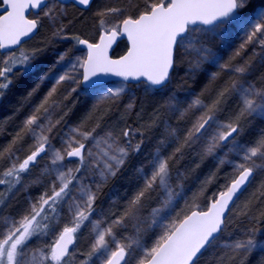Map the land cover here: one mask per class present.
<instances>
[{"label":"snow or ice","instance_id":"6c2138e0","mask_svg":"<svg viewBox=\"0 0 264 264\" xmlns=\"http://www.w3.org/2000/svg\"><path fill=\"white\" fill-rule=\"evenodd\" d=\"M90 3L91 0H73L74 5L85 8ZM73 4L64 0H0V50H19V55L14 50L9 51L0 61V96L12 83L9 74L40 71L43 73L39 76L41 82L48 77L52 69L48 72L38 69V56L44 49H25L24 38L35 34L43 18H48L54 26L52 37H64L66 26L61 21ZM250 7V0H140L135 3L127 0L126 6L106 5L95 13L99 42L71 37L77 45L86 46V56H74L72 49L58 54L53 68L63 64L67 67L25 118L11 143L0 149V160L7 161V166L0 168V185L6 186L9 193L18 190V185L27 187L25 174L37 166L43 156H47L52 165L43 171L55 173L51 190L30 201L17 217L0 216V264H74L73 246L84 228L89 230L91 242L88 251L81 253L85 259L80 264H88L94 257L100 264H201L209 252H212L209 264H246L249 256L264 253V239L257 237L259 230L254 226L264 221V180L239 210L231 207L255 176L264 172V129H260L256 140L248 146L238 141L254 121H264V73L257 78L260 86L248 78L257 70V62L264 66V7L248 15L245 10ZM33 10H36L35 18H29L28 13ZM237 26L244 30L245 38L227 61L219 63V71L212 73V81L222 72L229 78L210 97V102L204 103L202 92L185 107L178 93L169 95L172 70L181 57L186 59L190 75L207 61L218 62L220 58L210 45ZM121 37L127 38V51L118 59H112L108 51ZM249 49L251 55L247 59L233 63L247 55ZM77 69L83 70L82 79L72 74ZM108 75L136 81L143 84L145 92L166 97L154 108L149 125H163V132L156 154L147 166L141 164L136 169L140 183L123 207L105 219H92L103 184L123 170L131 155L140 152L143 140L133 143L132 136L138 129L129 127L116 132L106 127L100 117H95V122L89 125L88 121L95 116L94 106L85 121L71 128L63 146L55 148L51 134L63 116L54 119L52 113L58 106V86L63 82L72 81L77 87L81 84L103 87L99 78ZM38 88L39 83L28 92V97ZM76 90V87L71 89ZM124 90V85L109 88L100 100L118 99ZM205 91H208L207 86ZM230 98L237 100V110L226 122H221L218 113L224 110ZM173 116L185 122L182 132L170 123ZM27 136L32 137L33 144L21 158L17 155L21 149L16 145ZM205 141L206 155L227 148L239 155L240 160L234 163L229 182L209 197L206 210L195 203L201 192L193 197V203H186L183 210L171 215L173 202L182 194L181 185L174 181V163H178L186 151ZM165 145L171 148L167 155L159 151ZM66 158H75V166L66 167L63 163ZM89 175L99 177L93 181L94 187L83 183L84 177ZM180 175L177 169V180ZM153 202L158 206L151 207L145 216V209ZM2 204L4 200H0ZM65 204L71 219L61 228V210ZM241 218L253 226L244 229L242 238L221 245L222 234L229 224ZM129 225L133 228L132 234L115 239L116 230L126 231ZM150 232L155 233V239L149 247L145 237ZM50 234L54 237L52 242L42 243V238ZM34 240L41 243L33 246ZM112 243L115 248L111 247ZM257 264H264V255Z\"/></svg>","mask_w":264,"mask_h":264},{"label":"rangeland","instance_id":"374dc122","mask_svg":"<svg viewBox=\"0 0 264 264\" xmlns=\"http://www.w3.org/2000/svg\"><path fill=\"white\" fill-rule=\"evenodd\" d=\"M133 2H140V0H133ZM106 5L126 6L127 0H94L91 8L84 13L91 18V22L93 21V26L87 31H80L77 29L78 20L81 19L82 16L73 12L74 10L71 6L67 8V15L63 17L61 21L66 26L64 37H52L54 26L48 18H43L41 26L38 28L39 34L35 38L23 43V47L28 50L36 47L43 48L44 51L38 56V69H42L43 72H48L49 69H52V71L49 72L48 77L43 82L39 81V76L43 74L40 71L20 75L17 72V69H14V72H17V74L15 76L9 74L12 83L6 90H4V95L0 96V129L2 130L0 133V140L6 136V132L9 131L10 135L7 136V141L0 145V149L7 147L11 143L13 137L23 125L25 118L32 112L35 106L41 102L43 97L52 87V84L55 83V78L67 67L66 64H63L56 65V67L53 68V65L56 64L58 54L67 49H72L74 56H85L84 50L80 49L77 45H72L70 43V38L80 33L84 38L94 40L95 36L99 33L98 18L95 16V13ZM261 7H264V0H255L253 7L249 10H245V12L246 14L251 15L254 11H259ZM128 11L131 12L132 10L128 9ZM32 18H35V15H32ZM40 38L42 41L39 40ZM244 38L245 32L239 26L231 29L225 34V36L218 37L210 47H212L216 56L220 58L219 61L216 63L211 61L205 62L201 68L192 75L189 74L190 69L186 59L181 57V60L178 61L176 67L172 70V84L169 95L178 93L180 99L185 101L184 106L186 107L188 102L204 92L201 99L204 103H209L210 97L214 96L213 94L216 88L219 89L223 87L229 78L227 74L222 72L215 81H212V73L219 71V63L227 61L233 52L239 47ZM14 51L19 55L18 49ZM8 53L9 52L1 53L0 61H2ZM250 55L251 51L249 49L247 55L238 57L233 63H242L243 59H247ZM256 68L257 70L250 73L248 78L250 81L256 83L257 86H260V81L257 78L264 73V66H261L257 62ZM72 74L81 78V69H77V71ZM37 83H39L38 90L34 95L28 97V92L35 87ZM212 83H214V86H210L213 85ZM102 85L103 87L84 88L81 85L77 87L72 81L63 82L62 85L58 86V94L56 97L58 106L52 113L54 119H59L63 116V120H61V123L57 125L51 134V143L55 148H61L63 146V140L70 133L71 128L81 124L82 121H85L89 114L93 112L94 106H96L95 116L92 120L88 121L89 125L95 122V117H100L102 123L106 127L111 128L116 132H121L125 129L127 119L133 115L136 124L144 132L143 137L140 138L135 136V138L132 139L133 143L143 140L140 152L131 155V160L126 164L123 170L116 177L111 178L103 184L100 194L106 186L107 189L103 196L99 194V197L95 202L96 212L92 219H105L110 213L118 212L123 207L126 200L136 190L138 183H140L137 179L136 169L139 168L141 164L147 166L149 160H151L152 156L156 154L157 145L161 139L160 134L163 132V125L157 124L154 127H149L153 118V110L159 104H162L164 99H166V97H162L159 94L145 92L144 86L141 83L133 85L121 81H109ZM121 85L125 86V90L120 94L118 99L112 100L106 98L103 101L100 100V97L105 94L107 89H116ZM206 86L208 91H205ZM73 87H76L77 89L75 92L71 91ZM129 104L132 105L131 108L128 107ZM70 107L72 110L68 111V114L71 118L65 117V113ZM236 110L237 100L235 98H230L228 104L224 106V110L218 113V119L221 122H226ZM74 113H76V116H74ZM77 113L79 115H77ZM8 121H10L9 124ZM170 123L173 127H178L181 132L186 126L185 122L178 120L175 116L171 117ZM260 129H264V121L257 119L251 126L246 128L245 133L238 138V141L244 146L250 145L256 140ZM32 144V137H25L22 142L16 145L17 148L21 149L17 155L23 158L29 146ZM205 144L206 141L195 146L194 149L186 151L185 155L180 160V163H184V166L181 164L173 166L174 181L181 185L179 190L182 194L173 202L174 211L171 215H175V212L183 210L186 203H193V197L201 192L202 194L197 196L195 203L199 204L200 208L204 209L207 205V199L221 190L218 187L219 182L210 176L209 171L204 168V165L200 164L202 162L201 160L209 163V165H214L216 169L220 171V175L229 171L232 173L234 163H237L240 160L239 155L235 152H229L227 148L223 150L218 149L215 153L206 155L204 153ZM159 151L161 154L167 155L168 152L171 151V148L165 145L160 147ZM187 157H190L189 165L194 163L195 160H200L201 162L193 169H189ZM221 160L224 162L221 163ZM257 162L260 163V161ZM63 163L66 167H74L76 159L66 158ZM6 166L7 161L0 160V168ZM51 167L52 165L48 157L43 156V158L40 159L39 164L32 168L28 174H25L24 184L27 185L26 188L18 185V190H13V192L9 193L7 192L6 186L0 185V200H4V204L0 205V216L9 218L17 217L18 214L22 213L23 210L28 207L30 201H34L42 193L50 191L52 181L55 178V173L52 172L49 174L43 170L45 168L50 169ZM210 167L211 166H209V168ZM177 169L181 173L178 180L175 177ZM80 175L83 176L84 174L81 173ZM210 177L211 182H208ZM98 179L99 177H92L90 175L85 176L83 183L94 187L93 181ZM262 180H264V172H259L252 181L254 189L251 188V192L256 191ZM33 188H36V190H33ZM209 190L211 191L209 192ZM244 203L245 201L242 199L240 203L235 204L232 208L239 210ZM156 206L158 205L153 202L150 207L145 209L144 215L147 216L151 207ZM231 215L234 217L235 213H232ZM61 217L60 227L62 228L63 224L68 223L71 219L68 214L67 204H65L61 210ZM240 221V219H233L232 223L229 224L228 228L222 234L220 241L221 245L242 238L244 229L253 226L252 224ZM254 226L259 230L256 233L257 237L259 239H264V225L257 223ZM57 231H59V229H57ZM158 231L159 229H156L155 233H158ZM116 232L117 235L115 239H121L124 236L131 235L133 228L129 225L126 231L124 229H117ZM155 233L150 232L145 237L147 246H151L152 241L155 239ZM53 238V235L50 234L47 237L42 238V243H51ZM90 242L91 236L89 230L87 228L82 229L81 232L78 233L76 244L73 246V250L75 251L74 264H80V261L85 259V256L81 255V253H86L88 251ZM38 243H41V241L34 240L33 246ZM111 247L115 248V244L112 243ZM211 255L212 252L207 253L202 258L201 264H209ZM261 255H263V253H254L248 257L246 262L252 263L257 261ZM93 261H95V264H100V261L95 257L93 258ZM93 261H88V264H93Z\"/></svg>","mask_w":264,"mask_h":264},{"label":"trees","instance_id":"16d2710c","mask_svg":"<svg viewBox=\"0 0 264 264\" xmlns=\"http://www.w3.org/2000/svg\"><path fill=\"white\" fill-rule=\"evenodd\" d=\"M250 3H251V7L249 8V9H251L252 7H253V5H254V3H255V0H250ZM248 9V10H249ZM77 29L78 30H82V31H87L88 29H89V22H88V20H87V18L84 16H82V18L81 19H79L78 20V24H77ZM38 34H39V32H38ZM40 37V36H39ZM40 41H42L41 40V38L39 39ZM125 48H126V43L124 42V41H121V42H119L118 44H117V46H116V48H115V50H114V52H113V54L114 55H118V54H120L122 51H124L125 50ZM213 85H210V86H214V83H212ZM216 90H218L217 88H216ZM215 90V91H216ZM213 95H215V92H214V94ZM11 117V116H10ZM11 120V119H10ZM10 123V121H8V124ZM8 124H7V126H8ZM131 128V129H133V130H137L138 129V131H134V134H133V136H132V139H134L135 138V136H137V137H143L144 136V132L138 127V125L136 124V122H135V119H134V117H133V115H131L128 119H127V122H126V124H125V128ZM2 132V130L0 129V133ZM10 135V133H9V131L8 132H6V136L3 138V139H7V136H9ZM2 138H1V140H0V145H2L3 143H5L6 141L5 140H3ZM3 140V141H2ZM2 141V142H1ZM189 158L190 157H187V160H188V168L190 169H193L194 167H196V165H199V163L200 164H202V165H204V168L206 169V170H208L209 171V174H210V176H212L213 178H214V180H217V182H219V185H218V187L222 190V188H223V186H225L228 182H229V180H230V178H231V176H232V173L229 171V172H226V173H223V174H221L220 175V171H218L217 169H216V167L213 165H209V163H206L205 161H203V160H195V162L194 163H191L190 165H189V163H190V161H189ZM131 160V157L129 158V160H128V162ZM127 162V163H128ZM182 162V161H181ZM181 163H180V161L178 162V163H174V165H180ZM181 165H183L184 166V163H182ZM211 166L210 168H209V166ZM254 180V179H253ZM254 187V185H253V182L247 187V189L239 196V198L235 201V204H237V203H240L241 202V200L242 199H244V201L246 202L247 200H248V198L252 195V193L253 192H251V188H253ZM254 189V188H253ZM211 190H209V192H210ZM251 192V193H250ZM208 202H209V199H207V204H208ZM235 204H233V206H235ZM242 205H244V204H242ZM232 206V207H233ZM255 211L256 210H254V213L253 214H255ZM241 221L240 222H242L243 221V223H248L247 221H245V220H243L242 218L240 219ZM237 221H239V220H237ZM260 224L261 225H264V221H262V222H260ZM263 255H264V253H263ZM246 264H257V261H254V262H246Z\"/></svg>","mask_w":264,"mask_h":264},{"label":"flooded vegetation","instance_id":"af4514ba","mask_svg":"<svg viewBox=\"0 0 264 264\" xmlns=\"http://www.w3.org/2000/svg\"><path fill=\"white\" fill-rule=\"evenodd\" d=\"M49 1H51V0H49ZM93 2H94V0H91V3H90V5H89L87 8H85V7H83V6H79V5H74L72 1H71V2H65V3H67V4H73V6H72V8H73V10H74L73 12H76L77 15H81V16H83V17L85 16V17L87 18L88 22H89V28H91V27L93 26V21L91 22V18H89L88 15H87V14H84V13H86V11H88V9L91 8ZM32 15H36V11H32V12H30V13L28 14V17H29V18H32ZM88 18H89L90 20H89ZM38 32H39V29L35 32V34H34L30 39L24 41L23 43H25V42H27V41H29V40L35 38V37L38 35ZM76 36H79L81 39H87L90 43H96V42L98 41V39H99V33H98L97 36H95V39H94V40H91V39H88V38H84L80 33L77 34ZM121 41H124V42L126 43L125 40H119V41L117 42V44H118L119 42H121ZM70 43H71L72 45H77L76 42H75V40L72 39V38H70ZM117 44H116V46H117ZM77 46H78L80 49L84 50V52H85V56H86V54H87L86 50L83 49L82 47H80V45H77ZM116 46L114 47V50H115ZM17 49H18V48H15L14 50H17ZM126 49H127V44H126V48H125V50L122 51V52H121L120 54H118V55L123 54V53L126 51ZM114 50H112L111 56H114V57H115V56H118V55H114V54H113ZM0 54H1V53H0ZM82 71H83V70L81 69V79H82ZM81 86H82V84H81Z\"/></svg>","mask_w":264,"mask_h":264},{"label":"water","instance_id":"95a60500","mask_svg":"<svg viewBox=\"0 0 264 264\" xmlns=\"http://www.w3.org/2000/svg\"><path fill=\"white\" fill-rule=\"evenodd\" d=\"M73 2V0H64V2ZM84 7V6H83ZM33 11H36V10H33ZM29 14V13H28ZM33 36V35H32ZM31 36V37H32ZM30 37V38H31ZM30 38H24V41H26V40H28V39H30ZM119 40H125L126 41V43H127V46H128V42H127V38L126 37H121V38H118L117 39V42L119 41ZM97 42H99V39H98V41ZM96 42V43H97ZM117 42L116 43H114L113 44V46L109 49V51H108V54H109V57L110 58H112V59H118L120 56H122V55H124L125 53H126V51H127V49H126V51L123 53V54H121V55H118V56H111V53H112V50H114V47L116 46V44H117ZM80 47H82L83 49H85L86 50V52H87V48H86V46H83V45H80ZM15 49V48H14ZM11 50H13V49H4V50H0V53H6V52H9V51H11ZM100 81L102 82V84L103 83H106V82H109V81H124V80H122L120 77H115V76H111V75H108V76H101L100 78ZM124 82H127V83H137L136 81H124ZM84 87H92V86H90V85H86V84H82ZM244 192V191H243ZM242 192V193H243ZM241 193V194H242ZM241 194H239V196L241 195ZM238 196V197H239ZM237 200V199H236ZM209 204V203H208ZM208 206V205H207ZM233 205H231V207H232ZM207 209V207L204 209V210H206Z\"/></svg>","mask_w":264,"mask_h":264},{"label":"bare ground","instance_id":"6f19581e","mask_svg":"<svg viewBox=\"0 0 264 264\" xmlns=\"http://www.w3.org/2000/svg\"><path fill=\"white\" fill-rule=\"evenodd\" d=\"M70 110H72L71 107H70V109H68V110L66 111V115H65V117H69V118H71L70 115L68 114V111H70ZM77 115H79V114L77 113ZM74 116H76V113H74ZM3 140L6 141L7 139H3ZM128 163H129V162H128ZM128 163H127V164H128ZM38 186L40 187L39 184H38ZM39 187H38V188H39ZM106 189H107V186L101 191V194H100L101 196H103V195L105 194V190H106ZM33 190H36V188H35V189L33 188ZM119 209H120V208H119Z\"/></svg>","mask_w":264,"mask_h":264}]
</instances>
